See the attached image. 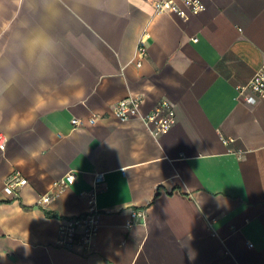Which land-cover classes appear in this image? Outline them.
I'll return each mask as SVG.
<instances>
[{"label":"crops","instance_id":"crops-1","mask_svg":"<svg viewBox=\"0 0 264 264\" xmlns=\"http://www.w3.org/2000/svg\"><path fill=\"white\" fill-rule=\"evenodd\" d=\"M200 1L180 18L154 0H0V264H264V98L238 96L264 64V0ZM39 33L57 46L43 71L23 54ZM130 95L143 115L167 98L178 122L155 137L118 120ZM100 172L93 252L58 247Z\"/></svg>","mask_w":264,"mask_h":264},{"label":"built area","instance_id":"built-area-1","mask_svg":"<svg viewBox=\"0 0 264 264\" xmlns=\"http://www.w3.org/2000/svg\"><path fill=\"white\" fill-rule=\"evenodd\" d=\"M152 6L156 13H167L169 15H176L180 18H185L189 14L199 13L204 11L206 5L200 0H154ZM197 39V38H196ZM137 47V55L139 56L138 66L142 65V61L147 57V48L145 37ZM238 96L243 97L247 103L254 105L264 98V64L255 73V75L244 85L238 89ZM142 96H129L116 103L113 108L114 115L122 122L130 121L131 118H140L149 129L150 133L155 137L160 136L163 132L170 130L177 122L175 107L167 98H162L158 104L143 115L140 112L143 104ZM99 115H92L87 119L73 117L71 122L74 129H82L86 126H92L98 123ZM7 138L4 134H0V149H5ZM226 141H228L226 139ZM225 141V142H226ZM75 174L69 172L65 177L56 180L52 184V189L43 195L39 203L47 204L54 197L59 195L75 181ZM105 182V173L100 172L94 175L92 188L87 192L92 204L85 213L72 215L68 218L60 219L58 227V238L56 245L65 250L71 251L75 248L81 249L84 254L93 252V243L100 226L99 211L97 209V194L103 188ZM27 184V179L22 177L18 172H13L6 178V185L17 189L21 185ZM132 223L138 218H144L143 212L133 211ZM252 246V244H249Z\"/></svg>","mask_w":264,"mask_h":264},{"label":"clouds","instance_id":"clouds-1","mask_svg":"<svg viewBox=\"0 0 264 264\" xmlns=\"http://www.w3.org/2000/svg\"><path fill=\"white\" fill-rule=\"evenodd\" d=\"M57 50L55 40L45 33H39L24 43V56L43 71Z\"/></svg>","mask_w":264,"mask_h":264}]
</instances>
